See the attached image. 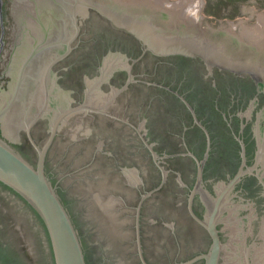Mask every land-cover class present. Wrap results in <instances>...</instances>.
I'll return each mask as SVG.
<instances>
[{
  "label": "water",
  "instance_id": "1",
  "mask_svg": "<svg viewBox=\"0 0 264 264\" xmlns=\"http://www.w3.org/2000/svg\"><path fill=\"white\" fill-rule=\"evenodd\" d=\"M0 264H264V38L0 0Z\"/></svg>",
  "mask_w": 264,
  "mask_h": 264
},
{
  "label": "rangeland",
  "instance_id": "2",
  "mask_svg": "<svg viewBox=\"0 0 264 264\" xmlns=\"http://www.w3.org/2000/svg\"><path fill=\"white\" fill-rule=\"evenodd\" d=\"M170 1L215 25L264 38V30L262 32L263 27L260 25V20L264 19V0ZM183 1L184 4H181ZM192 6L197 7L194 10Z\"/></svg>",
  "mask_w": 264,
  "mask_h": 264
},
{
  "label": "bare ground",
  "instance_id": "3",
  "mask_svg": "<svg viewBox=\"0 0 264 264\" xmlns=\"http://www.w3.org/2000/svg\"><path fill=\"white\" fill-rule=\"evenodd\" d=\"M181 1H182V0H181ZM181 1H180V2H181ZM184 2H185V1H183L181 4H184ZM186 4H187V3H186ZM177 5H178V4H177ZM197 6H198V5H197ZM197 6H195V8H196ZM192 7L194 8V6H192ZM189 8H190V7H189ZM195 8H194V10H195ZM189 11H190V10H189ZM192 12H193V11H192ZM260 23H261V24H260L261 27H263V28H261V29H262V32H263V30H264V19H263V20H260ZM261 29H260V30H261Z\"/></svg>",
  "mask_w": 264,
  "mask_h": 264
}]
</instances>
